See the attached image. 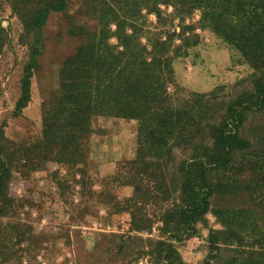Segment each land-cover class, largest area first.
Instances as JSON below:
<instances>
[{"label":"trees","instance_id":"16d2710c","mask_svg":"<svg viewBox=\"0 0 264 264\" xmlns=\"http://www.w3.org/2000/svg\"><path fill=\"white\" fill-rule=\"evenodd\" d=\"M3 1L28 52L15 117L31 102L51 16L70 18L75 2L94 27L71 23L70 36L82 44L43 103L40 135L16 142L6 136L7 124L0 125V214L5 201H11L12 215L19 208L9 199L17 160L55 163L66 172L52 175L65 191L61 197L72 191V180L78 194L89 197L85 142L96 118H117L136 123L137 148L134 159L111 176L117 184L127 179L132 188L116 212L130 216L129 233L152 234L155 224L162 226L146 240L112 236L109 260L188 264L179 248L207 229L202 264H264V0ZM161 5L173 12H163ZM196 13L200 20L186 27ZM149 15L156 17L155 26ZM177 25L179 32L173 30ZM198 28L238 52L250 75L209 93L183 95L173 64L200 44L193 34ZM11 42V29L0 27V56ZM209 215L220 228L209 226ZM35 238L22 220L0 219V264H22L26 253L37 252L30 245Z\"/></svg>","mask_w":264,"mask_h":264},{"label":"rangeland","instance_id":"374dc122","mask_svg":"<svg viewBox=\"0 0 264 264\" xmlns=\"http://www.w3.org/2000/svg\"><path fill=\"white\" fill-rule=\"evenodd\" d=\"M160 9L167 14L173 12L172 7L164 5ZM69 14L70 18L63 14L51 16L32 80L31 102L21 116L15 117L13 114L20 97L28 52L19 42L20 25L0 0V27L10 28L12 37L11 45L0 56V125L7 124L6 136L13 141L29 142L41 133L43 103L58 89L65 61L82 44L80 38L70 36L71 23L76 21L77 24L94 27L93 22L79 13L77 3L70 7ZM148 20L156 25L154 15H149ZM199 20L200 14L196 13L194 19L185 20V26ZM173 30L181 31L179 25ZM193 34L200 37V44L189 49L186 56L177 58L173 64L183 95L209 93L221 86H232L250 75L251 70L240 62L239 53L217 40L212 33L198 28ZM178 43L179 39L175 41ZM93 129L94 133L85 142L89 155L86 167L88 188L85 191L90 193V198L86 196L84 199L78 194L81 189L73 180L69 186L74 190L69 189L66 197L62 198L65 191L58 189L52 175L60 171L65 176L66 172L55 163L43 165L37 158L15 162L9 199L16 200L19 208L12 215L11 201H5L0 219L4 223L22 220L33 228L36 238L30 245L37 252L33 249L31 254L26 253L22 264H122L118 259L109 260L108 247L113 241L112 236H123L125 240L129 236H138L146 240L159 235L161 223L154 225L152 234L129 233L130 216L116 212L114 207L132 196L127 179L117 184L111 176L122 171L120 165L136 155V123L117 118H96ZM20 204L24 207L21 208ZM208 220L210 227L220 228L215 216L209 215ZM207 236L208 230L203 229L200 236L179 248L186 263L202 264L208 253ZM137 264H147V261L141 260Z\"/></svg>","mask_w":264,"mask_h":264}]
</instances>
